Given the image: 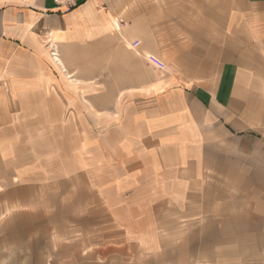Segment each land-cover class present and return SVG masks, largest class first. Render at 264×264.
I'll return each mask as SVG.
<instances>
[{"label": "crops", "instance_id": "0c3cea01", "mask_svg": "<svg viewBox=\"0 0 264 264\" xmlns=\"http://www.w3.org/2000/svg\"><path fill=\"white\" fill-rule=\"evenodd\" d=\"M260 130L264 0H0V264H264Z\"/></svg>", "mask_w": 264, "mask_h": 264}, {"label": "rangeland", "instance_id": "374dc122", "mask_svg": "<svg viewBox=\"0 0 264 264\" xmlns=\"http://www.w3.org/2000/svg\"><path fill=\"white\" fill-rule=\"evenodd\" d=\"M59 66H61V65L59 64ZM255 131L258 132V130H255ZM260 133L264 135V130H260ZM261 146H264V144L263 143L262 144L253 143V142H251L249 144V151H246V152H247V154L250 153V159L251 160H253V161L255 160L254 158L256 157V154L258 152V147H261ZM237 148H239V151H241V148H246V147L243 146L242 143H238ZM262 152H264L263 148H262ZM231 162L234 163V160L231 159ZM251 167L252 168H254V167L258 168L259 164L255 162V164H253V165L251 164ZM95 262H98L97 258H95ZM99 262H100V264H130V259H129V256H127L125 254L123 255L117 251V254H115V255H113V253H111V254L106 253V256L102 255Z\"/></svg>", "mask_w": 264, "mask_h": 264}, {"label": "built area", "instance_id": "2783aa9c", "mask_svg": "<svg viewBox=\"0 0 264 264\" xmlns=\"http://www.w3.org/2000/svg\"><path fill=\"white\" fill-rule=\"evenodd\" d=\"M57 5L66 8L67 10L74 9L83 0H52ZM119 29V28H118ZM56 48L53 49L52 55L56 59ZM57 60V59H56Z\"/></svg>", "mask_w": 264, "mask_h": 264}, {"label": "bare ground", "instance_id": "6f19581e", "mask_svg": "<svg viewBox=\"0 0 264 264\" xmlns=\"http://www.w3.org/2000/svg\"><path fill=\"white\" fill-rule=\"evenodd\" d=\"M52 57H53V55H52ZM57 57H58V54H56V59H57V60H56L54 57H53V59H54L55 61H58V58H57ZM59 61H60V59H59ZM57 63H58V62H57ZM59 63H61V62H59ZM61 65H62V64H61Z\"/></svg>", "mask_w": 264, "mask_h": 264}]
</instances>
